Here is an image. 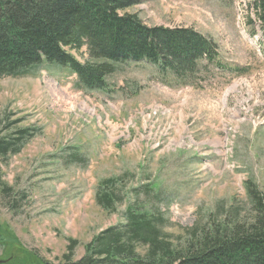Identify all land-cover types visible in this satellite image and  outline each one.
I'll return each instance as SVG.
<instances>
[{"label":"rangeland","instance_id":"obj_1","mask_svg":"<svg viewBox=\"0 0 264 264\" xmlns=\"http://www.w3.org/2000/svg\"><path fill=\"white\" fill-rule=\"evenodd\" d=\"M252 1L140 0L127 11L148 27L210 38L217 60L242 69L238 75L202 72L193 87L178 88L141 62L112 75L105 92L79 91L75 75L44 65L0 79L2 124L21 120L17 127L32 132L0 164L12 189L0 196V260L57 264L68 240L77 243L78 260L95 236L123 225L128 206L147 202L169 220L165 232L177 245L210 214L244 208L246 183L264 190V31ZM85 52L71 54L82 61ZM119 177L123 202L107 213L95 192ZM148 185L158 201L145 196Z\"/></svg>","mask_w":264,"mask_h":264},{"label":"trees","instance_id":"obj_2","mask_svg":"<svg viewBox=\"0 0 264 264\" xmlns=\"http://www.w3.org/2000/svg\"><path fill=\"white\" fill-rule=\"evenodd\" d=\"M139 2L0 0V79L27 77L44 65L75 75L79 91L105 92L112 75L141 62L179 82L178 88L193 87L191 82L202 72L242 73L217 60L210 38L191 28L148 27L127 12ZM249 7L264 31V0H253ZM84 48L82 61L71 54ZM4 119L0 164L32 139L30 129L17 127L21 120ZM123 182L121 177L99 182L95 202L101 210L114 213L123 202ZM143 190L154 202L150 195L159 190L150 185ZM245 192L244 208L210 214L206 224L187 230L177 245L165 232L170 224L160 208L149 202L128 206L123 225L95 236L78 260H72L77 243L68 240L57 264H264V190L246 183ZM11 193L0 176V196L9 198ZM8 209L15 211L16 205ZM32 259L31 264H50Z\"/></svg>","mask_w":264,"mask_h":264},{"label":"flooded vegetation","instance_id":"obj_3","mask_svg":"<svg viewBox=\"0 0 264 264\" xmlns=\"http://www.w3.org/2000/svg\"><path fill=\"white\" fill-rule=\"evenodd\" d=\"M1 245V244H0ZM3 254V253H2ZM5 256V254H3ZM12 259L10 257V255L5 256V258H3L2 260H0V264H11V262H9V260Z\"/></svg>","mask_w":264,"mask_h":264}]
</instances>
